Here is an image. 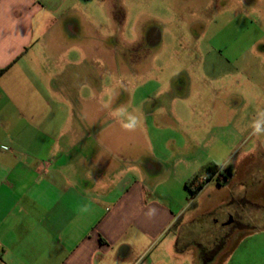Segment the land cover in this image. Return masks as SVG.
<instances>
[{
  "label": "rangeland",
  "instance_id": "rangeland-1",
  "mask_svg": "<svg viewBox=\"0 0 264 264\" xmlns=\"http://www.w3.org/2000/svg\"><path fill=\"white\" fill-rule=\"evenodd\" d=\"M43 20L34 74L59 102L52 107L69 117L68 129L117 131L135 119L141 134L108 140L140 158L157 149L169 160L154 188L173 197L163 199L178 212L171 237L181 233L212 248L231 214L244 229L213 264H264V132H254L264 119V0L69 1ZM154 32L156 45L148 43ZM154 120L169 129L156 132ZM214 165L221 180L198 198L168 180ZM229 170L241 179L229 184ZM239 183L257 189L261 208L237 207ZM201 247L168 264H204ZM148 255L161 262L157 252Z\"/></svg>",
  "mask_w": 264,
  "mask_h": 264
},
{
  "label": "crops",
  "instance_id": "crops-1",
  "mask_svg": "<svg viewBox=\"0 0 264 264\" xmlns=\"http://www.w3.org/2000/svg\"><path fill=\"white\" fill-rule=\"evenodd\" d=\"M69 1L82 0H0V70L7 69L0 77V264H155L154 251L168 264L196 245L208 248L178 232L171 237L178 212L163 199L173 197L154 188L169 160L157 149L140 158L108 140L140 130L68 129L69 117L35 77L36 24ZM158 121L156 132L168 128ZM235 176L231 170L229 184L241 179ZM191 179L168 178L184 189ZM241 183L237 207L261 208L257 189L243 191Z\"/></svg>",
  "mask_w": 264,
  "mask_h": 264
},
{
  "label": "flooded vegetation",
  "instance_id": "flooded-vegetation-1",
  "mask_svg": "<svg viewBox=\"0 0 264 264\" xmlns=\"http://www.w3.org/2000/svg\"><path fill=\"white\" fill-rule=\"evenodd\" d=\"M158 36V32H154ZM153 34V33H151ZM152 37H155L154 35L148 36V43L152 44L151 40ZM215 223H218V221H215ZM224 229L227 231L224 232V235L221 236L219 243H217L212 248H202L199 250V254L201 256L202 261L204 264H213L217 262L222 253L227 248L226 246L228 243L232 240L234 232L238 230H242L243 228V222L240 218H236L234 215H229L228 220L225 223L221 224ZM197 248L200 246H196Z\"/></svg>",
  "mask_w": 264,
  "mask_h": 264
},
{
  "label": "trees",
  "instance_id": "trees-1",
  "mask_svg": "<svg viewBox=\"0 0 264 264\" xmlns=\"http://www.w3.org/2000/svg\"><path fill=\"white\" fill-rule=\"evenodd\" d=\"M7 71V69L0 70V77ZM229 175H231V170H229ZM221 167L214 165L206 169L204 175H195L191 180L186 182L185 187L191 198H196L200 192L205 188L206 184L213 179L217 178L221 180ZM222 182V181H221Z\"/></svg>",
  "mask_w": 264,
  "mask_h": 264
},
{
  "label": "clouds",
  "instance_id": "clouds-1",
  "mask_svg": "<svg viewBox=\"0 0 264 264\" xmlns=\"http://www.w3.org/2000/svg\"><path fill=\"white\" fill-rule=\"evenodd\" d=\"M135 125H136V121L135 119H133L131 123H125L123 127L126 130H133L135 128ZM254 132L257 134L264 132V119L257 120L254 123ZM85 211H87V208H85Z\"/></svg>",
  "mask_w": 264,
  "mask_h": 264
},
{
  "label": "water",
  "instance_id": "water-1",
  "mask_svg": "<svg viewBox=\"0 0 264 264\" xmlns=\"http://www.w3.org/2000/svg\"><path fill=\"white\" fill-rule=\"evenodd\" d=\"M151 42H152V45L158 44V42H159V36L158 37H152Z\"/></svg>",
  "mask_w": 264,
  "mask_h": 264
}]
</instances>
